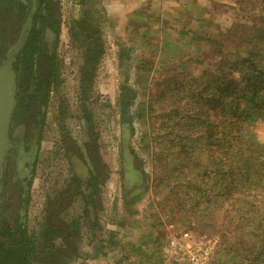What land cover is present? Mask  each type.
Listing matches in <instances>:
<instances>
[{
	"label": "trees",
	"instance_id": "1",
	"mask_svg": "<svg viewBox=\"0 0 264 264\" xmlns=\"http://www.w3.org/2000/svg\"><path fill=\"white\" fill-rule=\"evenodd\" d=\"M43 3L51 9L53 0H39L38 10ZM237 4L245 21L223 31V41L184 28L194 41L204 40L194 56L186 57L203 66L199 74L181 67L184 55L177 62L161 64L150 85L142 86L145 95L132 113L134 95L130 87H122L126 90L120 98L122 192L132 199L147 187L143 160L126 134L133 130L132 117H137L145 126L139 146L150 159L151 205L169 212L175 222H195L199 233L217 235L219 251L230 262L214 264H264V141L255 133V126L264 124V0H237ZM82 23L92 27L83 18L80 23L72 21L74 40L83 32ZM95 38L99 47L101 36L96 33ZM93 48L84 50L86 82L89 68H95L103 51ZM48 66L51 78L53 66ZM137 68L145 77L152 66L140 60ZM78 155L73 162L84 167L83 155ZM100 163L96 152L90 178L74 176L92 220ZM2 226L0 264H66L64 260L77 252L75 235L62 237L66 245L62 251L53 249L52 239L43 241L42 232L38 239L29 235L25 214ZM51 231L50 238L62 236L55 226ZM43 254L48 256L45 260Z\"/></svg>",
	"mask_w": 264,
	"mask_h": 264
},
{
	"label": "rangeland",
	"instance_id": "2",
	"mask_svg": "<svg viewBox=\"0 0 264 264\" xmlns=\"http://www.w3.org/2000/svg\"><path fill=\"white\" fill-rule=\"evenodd\" d=\"M59 2L61 15L66 23L70 19L80 23L83 18L88 23L90 21L92 27L87 28L86 24L82 23L80 27L84 28L83 32L79 35V39L75 40L63 31L61 34L62 70L59 85L54 87L48 108L49 116L32 189L33 197L28 216L29 229L32 232L43 229L42 207L46 194L56 196L64 189V183L70 176L69 160L61 155L63 152L59 141L62 132L68 133L67 135L73 137L76 144L86 149L84 131L87 128L81 118L84 95L81 93L80 79L83 78L85 50L82 47L87 46L89 49L93 46L95 49L101 47L103 52L98 57L97 69L89 82L90 90L85 98L87 109L92 115L94 133L98 135V153L101 161L98 199L95 203L97 224L92 229L91 220L84 212L82 195H76L72 200L70 199L73 195L65 196L67 198L64 199L61 216L67 220L79 219L81 234L80 254L74 260L68 258L66 264H121L128 258H132L134 264H188L164 254L166 235L172 229L189 230L199 235L202 233L196 230L195 222H190V225L188 222H175L169 212L162 211L157 205H151L154 196L150 159L147 152L139 146V137L145 126L137 117H132L131 120L133 130H131L130 142L137 149L139 159L143 160L147 187L132 199L123 195L121 143L124 125L120 98L126 90L122 87H130L134 95L129 106L132 113L145 95L142 86L150 85L154 76L158 74L161 64L177 62L184 55V61L180 63L181 67H187L189 72L199 74L203 66H197L195 60H187L186 57L194 56L202 48L204 40L194 41L192 36L185 34L184 28L190 27L202 31L206 36L216 35L223 41L224 39L220 37L223 31L245 21L237 0H119V2L118 0H60ZM127 3L129 5L125 6ZM96 33L97 36H101L99 47L96 43ZM81 42L84 45H81ZM206 45L208 44L205 43ZM225 45H227L226 41ZM140 60L148 61L152 66L145 77L137 68ZM63 100L68 107L61 115L59 113L64 108H61L60 104ZM255 133L259 140L264 141V124L255 126ZM87 160L91 161L89 158ZM57 206L60 207L62 204L59 203ZM203 235L208 238V247H210V259L207 264L230 262L219 251L218 236L208 233ZM154 242L157 244L154 245ZM39 264H53V262L43 261Z\"/></svg>",
	"mask_w": 264,
	"mask_h": 264
},
{
	"label": "flooded vegetation",
	"instance_id": "3",
	"mask_svg": "<svg viewBox=\"0 0 264 264\" xmlns=\"http://www.w3.org/2000/svg\"><path fill=\"white\" fill-rule=\"evenodd\" d=\"M59 1L53 0L51 9H48L43 3L38 10L39 0H0V70L9 65L13 85V104L5 128V146L0 154V229L2 225L15 223L20 214H25V224L29 235L38 239L42 232L43 241L52 239L53 249L58 248L62 251L66 248L62 237L69 239L71 235H75L78 244L77 252L69 256L74 260L80 254V220L77 218L67 220L61 216V212L67 194L73 195L70 200L74 199L76 195H80L77 193L79 187L74 176L80 179L81 176L87 175L86 179L90 178L91 175L88 173L94 165H91V161H88L87 158L91 160L99 148L98 135L96 132L94 133L92 115L87 109L85 100L87 92L90 90L89 82L95 74L97 65L94 66V69L93 66L89 68V82L85 81L87 75L85 71H83V78L80 79V89L84 95L81 104L83 108L81 118L87 128L84 131L86 149L76 144L73 137L67 135L68 133L62 132L59 141L61 146H59L63 152L61 155L69 160L70 176L64 183V189L59 191L56 196L46 194L42 207L43 229L32 232L28 225L34 178L49 116L48 108L54 87L56 88L60 82L61 64L63 63L60 56L62 31L71 37L69 26L72 19L66 23L62 18ZM50 54L52 58H49ZM83 59V69H85L84 55ZM48 63L53 66L51 78L46 72L49 69ZM60 107L64 108L59 113L63 115L68 104L63 100ZM79 153L83 155L81 159L84 162V167H77L73 162ZM91 183L89 182V184ZM94 191L95 219H90V212L86 213L84 200V212L91 220L92 229L97 224L95 203L98 194L97 190ZM59 203L62 206L58 207ZM54 226L61 231V237L55 235L54 238H50ZM43 255L45 260L48 256ZM68 258L64 262L68 261Z\"/></svg>",
	"mask_w": 264,
	"mask_h": 264
},
{
	"label": "built area",
	"instance_id": "4",
	"mask_svg": "<svg viewBox=\"0 0 264 264\" xmlns=\"http://www.w3.org/2000/svg\"><path fill=\"white\" fill-rule=\"evenodd\" d=\"M206 235H199L189 230L172 229L165 238L163 252L176 261L188 264H207L210 259V247ZM121 264H134L132 258L123 260Z\"/></svg>",
	"mask_w": 264,
	"mask_h": 264
},
{
	"label": "water",
	"instance_id": "5",
	"mask_svg": "<svg viewBox=\"0 0 264 264\" xmlns=\"http://www.w3.org/2000/svg\"><path fill=\"white\" fill-rule=\"evenodd\" d=\"M13 104V85L11 69L4 66L0 70V154L5 146V128ZM126 134L131 136V131ZM144 190V189H143ZM142 190V191H143Z\"/></svg>",
	"mask_w": 264,
	"mask_h": 264
},
{
	"label": "crops",
	"instance_id": "6",
	"mask_svg": "<svg viewBox=\"0 0 264 264\" xmlns=\"http://www.w3.org/2000/svg\"><path fill=\"white\" fill-rule=\"evenodd\" d=\"M132 1V0H131ZM156 1H160V0H156ZM118 2H119V0H118ZM129 5V3H127V5L125 4V6H128ZM140 6V5H139ZM127 9H128V7H127Z\"/></svg>",
	"mask_w": 264,
	"mask_h": 264
}]
</instances>
